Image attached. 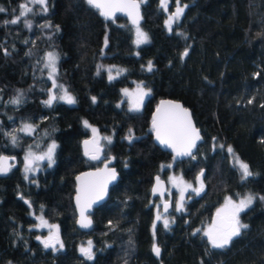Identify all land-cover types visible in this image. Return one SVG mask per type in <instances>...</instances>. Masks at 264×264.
Listing matches in <instances>:
<instances>
[{
    "label": "trees",
    "instance_id": "trees-1",
    "mask_svg": "<svg viewBox=\"0 0 264 264\" xmlns=\"http://www.w3.org/2000/svg\"><path fill=\"white\" fill-rule=\"evenodd\" d=\"M179 3L187 7L169 31L158 0H144L139 27L148 42L137 45L135 29L124 18L104 20L86 0H47V12L29 0H0L5 9L0 12V155L15 157L8 174L0 176V264H264V200L259 199L264 196V0ZM21 4L33 11L6 24L19 15ZM48 52L58 56L54 80L44 68ZM97 66H102L99 75ZM135 82L149 95L139 110H129L121 88ZM61 86L76 103L57 100L46 106L49 95L63 94ZM21 93V104L10 103ZM164 97L180 100L192 113L202 134L195 159L174 160L153 144L150 111ZM84 121L111 138L99 145L117 170L86 232L75 223L73 177L100 160L82 154L81 140L91 136ZM21 122L34 131H19ZM8 133L17 136L15 145ZM38 138L40 145L56 143L55 163L26 180L20 161ZM229 147L253 176L240 180ZM163 165L197 187L203 172L204 186L200 195H188L167 229L154 222L159 201L149 197L151 176L160 171L161 177ZM244 193L256 197L240 214L248 227L229 247L212 248L193 229L211 223L224 195ZM38 211L58 226L62 249H45L36 239L48 236L35 225ZM86 239L92 242V260L79 252Z\"/></svg>",
    "mask_w": 264,
    "mask_h": 264
},
{
    "label": "snow or ice",
    "instance_id": "snow-or-ice-1",
    "mask_svg": "<svg viewBox=\"0 0 264 264\" xmlns=\"http://www.w3.org/2000/svg\"><path fill=\"white\" fill-rule=\"evenodd\" d=\"M88 5L98 9L100 15L103 16L106 20L112 19L117 12H122L128 15L131 19L133 25H136V43L137 45L141 43L148 42L147 34L142 32L139 28L140 20V4L144 0H86ZM29 3H35L40 5L42 11L47 12V0H29ZM160 6L167 11L168 0H160ZM187 5L181 6L179 0H176V10L174 13L168 16V19L165 21V24L169 31L172 30V25L175 22H178L180 17L184 13V9ZM4 8H0V12H4ZM33 11L32 8L28 7V4L20 5V13L14 19L10 21H5V23L17 24L20 22L21 18L26 17L28 13ZM24 24L26 27L31 29L32 24L30 20L25 19ZM42 27H51V25H42ZM50 38V37H49ZM107 44V40L105 41ZM4 54L9 55L7 49H4ZM188 53L185 51L184 56ZM57 60L58 56L55 52H48L44 58V68L48 69V76L50 79L54 80L55 74L57 72ZM102 66H97V74L99 75V70ZM148 71H152L151 61L148 64ZM43 71V69H41ZM119 70L117 75L120 74ZM112 70L108 69V78L109 80L114 79L115 77L111 74ZM63 94L56 96L54 94L49 95V98L44 101L46 106L51 107L53 103L57 100L64 101L67 104H75V98L70 95L66 89H63ZM125 95H131L127 89L124 90ZM149 95V92H145L141 86H138L137 101L134 104V109L139 110L140 104L143 101L144 96ZM23 94H19L17 97L12 99L10 103L14 105H19L22 103ZM93 102H95V97H93ZM252 101H249L251 103ZM85 127H91L87 121H84ZM152 128L155 131L156 139L160 144L164 145L167 148L172 149L175 153L173 159L175 160L178 157H191L195 159L193 154V149L197 146V141H200L202 137L200 136L199 130L192 123L191 115L187 109L183 108L180 104H174L171 101H161V104L157 107L156 114L153 116ZM19 131L24 132L25 134H31L34 131V126L31 124H24ZM94 134V139L92 141H84L85 145V155L89 157L90 160H99L100 159V147L99 140L96 138L97 129L92 128ZM11 136V141L15 145L18 141L16 135L8 133ZM103 139L107 140L108 143H111L110 137H104ZM129 140L132 139V136L129 135ZM92 144L93 147L90 149L89 145ZM223 147V145H221ZM57 145L55 142L51 143L47 147V151L41 155H35L31 150L24 157V172L25 179H29L28 173H34L38 169L39 161L47 160L48 166L51 167L55 163L54 153ZM227 151L233 155L234 164L238 167L241 174V180H247L249 177L253 176V173L250 171L249 165L244 163L236 157L233 153V149L229 147ZM8 157L0 156V174H6L13 165L7 163ZM171 167V165H168ZM203 172L197 177V181L200 186L198 188L193 187L191 184H185L182 178L177 181L175 177L170 178L173 186L178 188L179 198L175 204V211L181 212L184 208L185 193L191 189V192L196 195H200L203 191ZM117 173L115 169H109L107 164L104 169L97 170L96 172H86L80 176L76 177L78 182L76 190V204L80 212V226L82 228L91 227V220L85 215L86 211L90 209L94 203L99 200H102L106 194L108 184L116 180ZM157 186L153 188V193L160 191L159 185L162 183L160 178L157 177ZM35 183V181H33ZM254 199L253 195L249 194L240 198L237 201H233L231 197H227L225 204L222 208L217 209L216 216L213 219L212 223L209 224L207 229L203 232V235L207 237L208 242L211 247L214 249H225L229 247L234 240V238L242 234V230L246 229L248 225L244 224L240 220V214L248 209ZM259 199L264 200V196L259 197ZM29 203V201H25ZM169 207L168 203L164 204V211L167 212ZM41 221L37 227H48L50 229L49 234L46 238H41L37 236L36 239L39 240L45 249L51 248L53 251H58L63 248V243L59 237V229L56 225H49L43 217H38ZM157 220L161 219V216L158 214L156 217ZM164 227L167 229L169 227V220L167 218L163 219ZM155 228V224L153 225ZM54 230V231H53ZM200 232V229L196 230ZM195 234V233H194ZM59 246V247H57ZM153 252L156 256L160 255V248L153 245ZM81 254L87 259L92 260L94 258V253L92 251V242H88L87 247L80 248Z\"/></svg>",
    "mask_w": 264,
    "mask_h": 264
},
{
    "label": "rangeland",
    "instance_id": "rangeland-1",
    "mask_svg": "<svg viewBox=\"0 0 264 264\" xmlns=\"http://www.w3.org/2000/svg\"><path fill=\"white\" fill-rule=\"evenodd\" d=\"M158 2H159V5H160V0H158ZM162 10H163L164 13H165V18H164L163 24H164V26L167 28V26H166V24H165V21L168 19V16H169L170 14H172V13L175 12V10H176V1H174V2H169V1H168L167 11H165L163 8H162ZM139 28H140V27H139ZM134 29H135V30H134V36H135V39H137V36H136V28H134ZM140 30H141V29H140ZM134 43H135V42H134ZM135 44H137V43H135ZM139 45H140V44H139ZM138 86H141L140 83L135 82V83L132 84L131 87H123V88H121V93H122V95H124V97H125V99H126L127 108H128L129 110H133V109H134V104H135L136 101H137ZM141 87H142V86H141ZM125 89H127L128 92H129L131 95H125V93H124V90H125ZM143 90H144L145 92H147V89H144V88H143ZM62 93H63V92H62ZM70 95H71V94H70ZM141 104H142V103H141ZM141 104H140V106H141ZM139 108H140V107H139ZM24 124H30V123H29V122H27V123H26V122H21V123L19 124V128H18V129H20ZM92 128H95V127H93V126L88 127V129H89V133H90V135H91V136L93 137V139H94V134H93V132H92ZM95 129H96V128H95ZM104 137H107V136H105V135H102V136H101L100 133L97 131L96 138L99 140V144L102 145V142L105 141V140L103 139ZM39 141H40V139L38 138L37 141L32 142L30 145H28L27 148L24 149V152H23V155H22V159H21V161H20V162H21V163H20L21 171L23 172V176H24V178H25V172H24V157H25V155L28 153V151L31 150L35 155H41V154H43L44 152L47 151V147H48V145H50L51 143H53V141L50 140V142L45 143V144H43V145H40V144H39ZM37 163H38V165H39L37 171H35L34 173H28V174H27V175L29 176V179H30L31 176H35V175H37V173L40 171V169H43L45 166L49 167V166H48V161H47V160L39 161V162H37ZM231 164H233V166L236 168V170H237V172H238V174H239V178H240V180H241V174H240V172H239L238 167L235 166V164H234V159H233V158L231 159ZM163 166H164L163 170H165V169L167 168V170L161 175V177H163V179H164V181H165V187H166L164 197H165V199H167L168 202H169L170 212H169V213H163V212H160V208H158V203H157V204L155 205L157 211H156V213H155V211H154V215H153L154 222L161 223L162 225H164V224H163V219H165V218H167V219L169 220V224H170V222H172V220H173V219H172V217H173V213H174V212H177V211H175V204H176V201H177L178 198H179V191H178V188H176V187L173 186L172 182L170 181V178L175 177V178L177 179V181H179V180L182 178L181 175H177V174L172 173V172H171V169L169 170L170 167H167L168 165H163ZM160 174H161V172L159 171V176H160ZM182 180H183V182H184L185 184H191L193 187L198 188L196 183L189 182V181H187L186 179H183V178H182ZM191 193H193V192H191V189H189V190L185 193V200L187 199L188 195H191ZM194 194H195V193H194ZM247 195H249V194H248V193H244L243 195H241V194H239V195H238V194H236V195H228V194H227V195H224L223 198H222V200H221V202H220V204L215 208L214 212H217V209L222 208V207L224 206V204H225V200H226L227 197H231V198L233 199V201H237V202H238V200H239L240 198H242V197H244V196H247ZM158 214L161 216V219H160V220H157V219H156V217H157ZM38 217H43V219H44L45 221H47V219L44 218L43 214H41V213L38 211V212L35 213V218H36V224H35V225H39V224L41 223V221L38 219ZM47 223H48L49 225H55V224H51V223H49L48 221H47ZM209 224H211V223H210V220H209V221H206L205 223H203V224L201 225L200 228L198 227V228L193 229V231H195L196 233H199L201 236L205 237V236L203 235V232L207 229V227L209 226ZM38 228H40V229H43V228L47 229V232H48V234H49L50 229H49L48 227H38ZM197 229H200L201 231H200V232H197V231H196ZM53 231H54V230H53ZM151 231H152V230H151ZM205 238H206V240H208L207 237H205ZM88 242H89V240L86 239V241L80 243V245H79V247H78V248H79V252H80V248H81L82 246H83V247H87V246H88ZM209 245H210V243H209ZM210 246H211V245H210Z\"/></svg>",
    "mask_w": 264,
    "mask_h": 264
},
{
    "label": "water",
    "instance_id": "water-1",
    "mask_svg": "<svg viewBox=\"0 0 264 264\" xmlns=\"http://www.w3.org/2000/svg\"><path fill=\"white\" fill-rule=\"evenodd\" d=\"M93 8H94V7H93ZM95 9H96V8H95ZM96 10H98V9H96ZM98 12H99V14H100V11H99V10H98ZM100 16H101V15H100ZM115 16H117V17L120 16V17L124 18V19L126 20V22H127L128 25H130L131 27L136 28V25H133L131 19L128 17L127 14L122 13V12H117V13L115 14ZM115 16H114V17H115ZM101 17H102L104 20H106L103 16H101ZM140 17H141V18H140V20H139V23H140L141 20H142L141 4H140ZM161 101H171V102L174 103V104H180L183 108H185V109L188 110V112H189L190 115H191L192 123L194 124L195 127H196V125H195V123L193 122L192 113L190 112L189 108H188L187 106L185 107V106L181 103L180 100H176V99L174 100V99H170V98H167V97L159 98V99L156 100V103H155L154 107H153L152 110L150 111L151 113H150L149 121H148V123H149V133L151 134V139H152L153 144L157 145L161 150H163V151L168 152L169 154H171V155H172V158H173V157L175 156V153L172 151V149L167 148V147H165L164 145L160 144V142L156 139L155 131H154L153 128H152V120H153V116L156 114L157 107L161 104ZM196 128L199 130L198 127H196ZM199 133H200V130H199ZM200 136L202 137V134H201V133H200ZM86 140H88V141H92V140H93V137H92V136L84 137V138L81 140V144H80V148H81V150H82V154L84 155L85 158H87L88 160H90L89 157L86 156V155L84 154V153H85V145H84V141H86ZM200 141H202V139H201ZM200 141H197V146H196V148L198 147V143H199ZM92 147H93V145L90 144V145H89V148L91 149ZM99 147H100V145H99ZM196 148L193 149V153L195 152ZM99 155H100V159H99V160H100V164H99V165H96V166H94V167H88V168H85V169H83L82 171H79L78 173H76V174L74 175V177H73V180H74V188H73L74 194L72 195V202H73L74 212H76L75 223H76V227H77L80 231H83V232H86V231H89V230L92 229V227H93V222H92L91 214L93 213V212H92L93 209H94L97 205H99L100 203H102L103 201H105V197L107 196V193H108V191H109V187H110L111 185H113V184L115 183V181L117 180V178H116V180H114V181H112L111 183H109V184H108V187H107L106 194L104 195L103 199L97 201L96 203H94L93 206H92L90 209H88V210L86 211L85 215L91 220V227H89V228H82V227L80 226V223H79V221H80V212H79V209H78V207H77L76 200H75V197H76V190H77V186H78V182H77V180H76V177H77V176H80V175H82L83 173H86V172H96L97 170L104 169V167H105L106 164H107V166H108L109 169H115V171H116V173H117L116 168L112 165V162H113L112 157L109 156V155L106 156V157H104V154H102V147H100V153H99ZM0 156L8 157L9 159H8L7 163H8L9 165H12V164L14 163V160H15V157H14V156H12V155H5V154H1ZM182 158H187V156H185V157H178V158H176L175 160L182 159ZM91 161H93V160H91ZM200 173H201V172H200ZM200 173L197 175V177L200 175ZM7 174H8V172H7L6 174H0V176H6ZM151 177H152V180H151V183H150V185H149V197H150V198H152V197L157 198L158 201H159V208H160V210H161L162 212H165V211H164V204H165V203H168V204H169L168 200H166L165 197H164V195H165V190H166V187H165V181H164L163 178H161L160 176H158V174H156V173L153 174ZM157 177L160 178V181H161L162 183L159 185L160 191H158V192H156V193L154 194L152 190H153L154 187L157 186V180H156ZM197 182H198V181H197ZM198 184H199V182H198ZM199 186H200V184H199ZM25 201H27V200L24 199V202H25ZM26 204H27V203H26ZM168 209H169V207H168ZM215 216H216V212L213 213L212 216H211V223H212L213 219L215 218Z\"/></svg>",
    "mask_w": 264,
    "mask_h": 264
},
{
    "label": "flooded vegetation",
    "instance_id": "flooded-vegetation-1",
    "mask_svg": "<svg viewBox=\"0 0 264 264\" xmlns=\"http://www.w3.org/2000/svg\"><path fill=\"white\" fill-rule=\"evenodd\" d=\"M167 200V199H166Z\"/></svg>",
    "mask_w": 264,
    "mask_h": 264
}]
</instances>
